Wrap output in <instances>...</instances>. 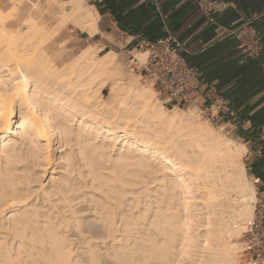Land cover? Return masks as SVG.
<instances>
[{
	"label": "bare ground",
	"instance_id": "6f19581e",
	"mask_svg": "<svg viewBox=\"0 0 264 264\" xmlns=\"http://www.w3.org/2000/svg\"><path fill=\"white\" fill-rule=\"evenodd\" d=\"M57 14L51 30L0 25V264H240L257 200L245 147L148 84L109 86L113 53L56 64L44 46L98 18L86 0Z\"/></svg>",
	"mask_w": 264,
	"mask_h": 264
},
{
	"label": "crops",
	"instance_id": "0c3cea01",
	"mask_svg": "<svg viewBox=\"0 0 264 264\" xmlns=\"http://www.w3.org/2000/svg\"><path fill=\"white\" fill-rule=\"evenodd\" d=\"M205 1L88 0V6L98 14L97 32L91 35L75 25L76 29L62 31L73 25L68 24L52 39L54 44L52 40L47 43L46 50L58 64L54 58L57 52L94 46L128 55L142 41L174 35L189 50L188 63L226 100L229 113L222 115L218 124L245 147V173L251 183L259 179L253 186L257 201L264 205V0H209L216 2L211 12L201 10ZM20 4V0H0L2 27L17 28L22 23H11ZM249 21L259 40L256 56L232 34Z\"/></svg>",
	"mask_w": 264,
	"mask_h": 264
},
{
	"label": "built area",
	"instance_id": "2783aa9c",
	"mask_svg": "<svg viewBox=\"0 0 264 264\" xmlns=\"http://www.w3.org/2000/svg\"><path fill=\"white\" fill-rule=\"evenodd\" d=\"M38 0H25L32 6ZM216 6L215 1L200 4L201 10L211 12ZM213 22V18H210ZM240 40V44L252 56L259 51V40L251 22H246L232 32ZM133 54L128 53L132 71L139 80L150 86L156 98L167 108H197L200 115L230 135V130L220 126L222 115L229 113L226 100L218 95L216 88L208 83L200 72L187 61L190 54L186 45L174 35L142 41ZM143 54L139 60L137 54ZM232 115V113H230ZM259 179L252 180L258 184ZM254 213L244 226L241 238V263L264 264V205L257 201Z\"/></svg>",
	"mask_w": 264,
	"mask_h": 264
},
{
	"label": "rangeland",
	"instance_id": "374dc122",
	"mask_svg": "<svg viewBox=\"0 0 264 264\" xmlns=\"http://www.w3.org/2000/svg\"><path fill=\"white\" fill-rule=\"evenodd\" d=\"M20 1H21V4L19 7V12L15 16H13L11 23L19 24V23L23 22L24 20H26L28 17H34V18H36L38 23L43 28H45L46 30H51L55 25H57V23H58L57 22L58 21V14H57L58 3L63 1V0H38V1H35L32 6L28 5L25 2V0H20ZM86 4L89 5L88 0H86ZM5 28H7L10 32H13V33H15L17 30V28H8V27H5ZM68 28L76 29V27L74 25H68L62 31L68 30ZM58 42L59 41H57V43ZM52 44H54V41L52 42ZM46 46H47V44L44 46V51L47 54H49V52L46 50ZM79 52L80 51H77V52L76 51H74V52L68 51L66 53L57 52L58 55H56V57H54L55 55H53V57L57 59L58 65L60 66V65H63L65 62L69 61L70 59H72L73 57H75ZM107 53L115 54V64L109 73V86L114 81H118L119 83L123 84L124 86H132V87H139V88L146 85V83L141 82L139 80L138 76L132 71L133 64L129 63V56L127 54L119 53V52L112 51V50L108 51V52L100 51L97 54V57H99L101 55H105ZM135 53L136 52H133V54H135ZM143 57L144 56L142 54H137V58L139 60H142ZM108 94H109V87L107 86L105 88V90H103L101 92V96L106 100L108 97ZM153 99H154V102L160 103L162 105V103L156 98L155 94H153ZM163 107L169 112H172V111H176L178 113H181V111L191 112L194 115H196L195 117H196V121L198 123L209 125L214 130V133L218 134L222 139L232 140L231 143H232L234 149H238L239 146L241 145L239 142H237L235 139H233L230 135H227L224 130H221L220 127H218L216 125H212L209 121H207L205 118H203L200 115L197 108H194V107L179 108L181 110L177 111L176 108H167L165 106H163ZM235 145H237V146H235ZM244 154H245V151L242 155V163H243ZM246 177H247V175H246ZM247 180L249 183H251V181L248 177H247ZM256 202H257V200H255V202L253 204H251V206H250L251 211H250V215L247 217V220L248 219L250 220L251 217L253 216L254 207H255L254 204ZM245 224H246V222H245ZM245 224H244V226H245ZM243 230L244 229H242L241 232H243ZM234 242L236 244V247L238 248V250H237L238 255L240 256L239 263H241V254H240L241 238L235 239Z\"/></svg>",
	"mask_w": 264,
	"mask_h": 264
}]
</instances>
